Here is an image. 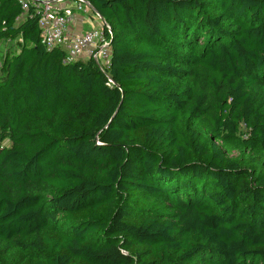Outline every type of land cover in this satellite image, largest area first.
<instances>
[{
    "label": "trees",
    "instance_id": "16d2710c",
    "mask_svg": "<svg viewBox=\"0 0 264 264\" xmlns=\"http://www.w3.org/2000/svg\"><path fill=\"white\" fill-rule=\"evenodd\" d=\"M89 1L104 70L0 0V264H264V0Z\"/></svg>",
    "mask_w": 264,
    "mask_h": 264
},
{
    "label": "built area",
    "instance_id": "2783aa9c",
    "mask_svg": "<svg viewBox=\"0 0 264 264\" xmlns=\"http://www.w3.org/2000/svg\"><path fill=\"white\" fill-rule=\"evenodd\" d=\"M21 16L36 17L41 43L47 50L65 51V61L93 59L101 70L108 68L111 59L109 25L95 11L89 0H16ZM88 15L89 17L85 18ZM91 21L85 28V23ZM78 22L79 33L71 25ZM96 24V25H95Z\"/></svg>",
    "mask_w": 264,
    "mask_h": 264
},
{
    "label": "rangeland",
    "instance_id": "374dc122",
    "mask_svg": "<svg viewBox=\"0 0 264 264\" xmlns=\"http://www.w3.org/2000/svg\"><path fill=\"white\" fill-rule=\"evenodd\" d=\"M87 17H89L88 15H86L85 16V18H87ZM91 26V27H93L94 26V24L91 22V21H88L87 23H85V28H88V26L89 25ZM96 25V24H95ZM8 47V45H6V44H1V48L0 49H5V48H7ZM13 48L15 49V51L17 50V46H16V44L15 45H13Z\"/></svg>",
    "mask_w": 264,
    "mask_h": 264
},
{
    "label": "crops",
    "instance_id": "0c3cea01",
    "mask_svg": "<svg viewBox=\"0 0 264 264\" xmlns=\"http://www.w3.org/2000/svg\"><path fill=\"white\" fill-rule=\"evenodd\" d=\"M71 30L73 31V33H79L80 32V27L78 26V22L73 23V25H71Z\"/></svg>",
    "mask_w": 264,
    "mask_h": 264
},
{
    "label": "water",
    "instance_id": "95a60500",
    "mask_svg": "<svg viewBox=\"0 0 264 264\" xmlns=\"http://www.w3.org/2000/svg\"><path fill=\"white\" fill-rule=\"evenodd\" d=\"M96 11V10H95Z\"/></svg>",
    "mask_w": 264,
    "mask_h": 264
}]
</instances>
